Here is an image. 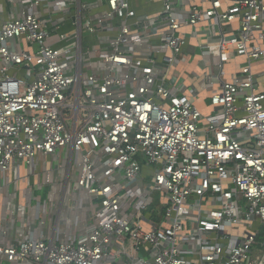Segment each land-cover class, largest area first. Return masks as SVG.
Masks as SVG:
<instances>
[{
	"label": "built area",
	"instance_id": "built-area-1",
	"mask_svg": "<svg viewBox=\"0 0 264 264\" xmlns=\"http://www.w3.org/2000/svg\"><path fill=\"white\" fill-rule=\"evenodd\" d=\"M26 1V13L0 21V189L15 162L66 149L64 165L76 171L67 178L94 210L73 239L0 240V264H264V93L251 70L255 61L264 67V0H230L223 11L210 0L183 12L162 0L136 32L128 0H106L93 15L70 0L77 8L65 33L48 29L41 0ZM60 1L47 4L63 10ZM234 20L236 32L202 53L220 68L231 55L246 62L231 81L219 69L214 110L203 116L194 89L171 71L185 46L181 28ZM110 30L104 50L86 49L85 34ZM55 35L61 45L49 44ZM136 44L145 62L133 57Z\"/></svg>",
	"mask_w": 264,
	"mask_h": 264
},
{
	"label": "crops",
	"instance_id": "crops-1",
	"mask_svg": "<svg viewBox=\"0 0 264 264\" xmlns=\"http://www.w3.org/2000/svg\"><path fill=\"white\" fill-rule=\"evenodd\" d=\"M47 1L41 0L36 11L41 18L50 20L48 29L58 25L59 29L56 32H70L76 5L70 0H61L60 3L65 2L66 6L60 10L58 5L52 6L50 3L47 4ZM81 1L91 5L89 8L91 15L99 13L106 6V0ZM220 1V11L232 4L230 0ZM128 2L136 13V17L128 19V24H130L133 32L140 29L138 18L156 17L162 11V0H128ZM173 3L182 12L189 11L192 7L209 8L210 6V0H173ZM27 6L26 0H0V21L26 13ZM113 24L118 26L119 20H113ZM238 26L237 20L223 22L215 26L206 21H201L196 26L181 28L185 38V46L179 64L171 71H174L175 76L179 77L186 87L194 89L195 95L191 97V100L203 116H208L214 110L210 97L220 85L219 81L215 79L219 74V69L222 68L224 71L222 79L231 81L246 61L242 56L231 55L226 62L222 63L220 68L216 58L207 59L204 56L202 48L207 44L216 43L221 35L228 37L234 34ZM52 33L55 32L52 31ZM114 34L113 30L101 31L98 35L85 34L83 37L84 46L86 49L92 46V48L104 50V36L109 37ZM97 37H99V42ZM48 42L49 44L61 45L57 41L56 35L50 37ZM152 43L157 45L159 41L155 39ZM133 47V57L145 62L147 52L139 44L133 45ZM19 49L34 50V47L21 43ZM167 53L165 51L156 55L158 68L164 67L163 57ZM91 60L97 61V56ZM251 70L256 79L258 91L264 93V75L262 74L264 67L260 62L255 61L251 65ZM171 71L166 72L167 77L170 76ZM66 158V149H61L54 155L39 154L31 165L15 162L10 170L1 177L0 240L15 245L25 237L43 239L44 241L73 239L80 235L85 227L92 224L91 216L94 208L91 202L93 203V201L80 195L73 188L74 186L67 177L71 178L76 171L72 165L69 174L64 165ZM33 201H35V205H32ZM41 210L43 212L42 217H40ZM124 260V257H120L112 264H122Z\"/></svg>",
	"mask_w": 264,
	"mask_h": 264
},
{
	"label": "rangeland",
	"instance_id": "rangeland-1",
	"mask_svg": "<svg viewBox=\"0 0 264 264\" xmlns=\"http://www.w3.org/2000/svg\"><path fill=\"white\" fill-rule=\"evenodd\" d=\"M33 204L32 205H35V201H33L32 202ZM96 203V202H95ZM154 209V216H158L157 215V212L159 211V209H160V205H159V203H158V195H157V193H154L153 194V203H152V207H151V210H153ZM42 215H43V212H42V210L40 211V217H42Z\"/></svg>",
	"mask_w": 264,
	"mask_h": 264
}]
</instances>
